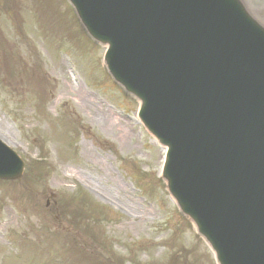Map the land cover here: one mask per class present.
<instances>
[{"label":"rangeland","instance_id":"1","mask_svg":"<svg viewBox=\"0 0 264 264\" xmlns=\"http://www.w3.org/2000/svg\"><path fill=\"white\" fill-rule=\"evenodd\" d=\"M21 2L30 15L0 0V137L46 166L0 181V264H211L158 175L163 147L110 79L101 45L67 0ZM243 2L264 25V0Z\"/></svg>","mask_w":264,"mask_h":264},{"label":"water","instance_id":"2","mask_svg":"<svg viewBox=\"0 0 264 264\" xmlns=\"http://www.w3.org/2000/svg\"><path fill=\"white\" fill-rule=\"evenodd\" d=\"M74 1L110 45L111 72L141 97V116L170 146L172 188L223 262L264 264V147L216 143L226 126L241 132L264 119L263 28L237 0Z\"/></svg>","mask_w":264,"mask_h":264}]
</instances>
